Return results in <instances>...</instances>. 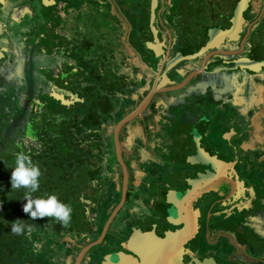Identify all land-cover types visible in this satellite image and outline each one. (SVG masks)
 <instances>
[{
  "label": "flooded vegetation",
  "instance_id": "1",
  "mask_svg": "<svg viewBox=\"0 0 264 264\" xmlns=\"http://www.w3.org/2000/svg\"><path fill=\"white\" fill-rule=\"evenodd\" d=\"M137 1L138 10L132 13L139 15L135 38L142 49L135 52L138 56L134 55L133 65L121 62L119 66L125 67V71L122 73L120 67L115 68V75H111L117 81V90L119 85L133 82L128 93L118 94L121 104L114 109L112 101L102 99L101 92L89 85L90 104L99 112L96 118L102 123H95L96 115L92 116V128H82L75 134L77 156L74 178L70 180L75 186L72 196H68L71 200L69 223L65 225L54 217L33 220L26 213L24 218L15 216L9 220L0 215V264H264V196L257 193L254 180H249L259 175L255 169L239 163L233 169L220 168L218 161L224 159L218 148L221 145L214 142L213 149L209 150L208 139L203 134L188 132L180 136L179 132L174 137L177 140L175 153L188 160L178 164L171 162L176 168L164 176V171L153 164L154 159L159 158L151 150L156 145V134L134 126L135 120L144 118V114L127 120L117 131L114 129L153 87L162 84L161 89L174 88L183 81L184 76L178 83L179 75L172 68L165 71L174 61L180 60L175 69L181 76L201 70L196 77H202L201 74H214L218 69L220 73L225 69L235 74L232 61L241 57L264 60V46L259 43L261 40L264 43V25H260L264 20V0L248 2L243 12L242 31L237 37L226 39L219 49L208 50L190 62L178 56L170 63L177 53L187 56L203 47L209 28H228L235 0H207L211 5L215 2L216 8L210 7L206 26L200 19H190L183 11L182 0ZM48 2L0 0V96L3 97L18 79L21 84L7 107L0 104L1 120L9 117L6 127L18 134L12 145L33 153L47 149L48 137L44 131L50 126V113L55 117L52 112L56 108L61 113L80 110L81 100L77 97L81 96L86 83L81 78L74 81L73 72L87 70L86 74L95 78L94 70L101 69L96 62L105 61V58L101 60V55L88 56L85 61L90 64L80 67V61L85 58L70 57L72 52H77L76 42L57 46L58 40L54 43L43 31L44 26L29 27L31 20L22 22L17 18L41 16V8L35 10V5H52L58 10L67 5L62 0ZM187 3L192 1L187 0ZM60 15L65 21L64 15ZM123 20L126 22L125 18ZM16 24L19 31L14 32ZM193 26H202V29L197 33ZM50 33L66 41L74 36L70 31L61 33L58 29ZM83 45L91 47L89 42ZM48 55L55 64L44 63ZM111 58L113 60L112 54ZM34 62L38 64L33 70ZM24 73L35 78L36 84H28ZM165 74L174 83L168 84ZM197 85L185 94L202 91L205 84ZM68 97L71 101L67 104ZM178 99L183 102L178 108L186 106L187 99ZM192 101L189 106L193 110L187 118L197 117L200 125L207 119L205 111L209 110V102L198 97ZM161 103L166 105V101L152 99L149 111ZM193 111L198 112L192 114ZM146 117L152 119L153 116ZM208 134L212 137L213 132L210 130ZM181 139L185 141L180 143ZM197 146L201 154L196 156ZM189 150L191 155H187ZM205 155L214 158L216 163L212 164L216 171L211 164L194 160H204ZM13 166L5 167L7 176L11 175ZM2 168L3 165L0 172L6 171ZM211 176V182L206 180ZM63 191L60 189L62 201ZM18 220L30 226V230L25 227L22 233H13L11 226ZM186 228L192 230L186 239H173V234Z\"/></svg>",
  "mask_w": 264,
  "mask_h": 264
},
{
  "label": "rangeland",
  "instance_id": "2",
  "mask_svg": "<svg viewBox=\"0 0 264 264\" xmlns=\"http://www.w3.org/2000/svg\"><path fill=\"white\" fill-rule=\"evenodd\" d=\"M177 1V0H176ZM192 3H187V0H182V8L183 11L187 12L190 15V19L197 20L199 19L204 23L208 24L209 16L210 15V7L212 9L216 8L215 2L213 5H211L210 2L207 0H191ZM137 0H62V3L67 4L66 7L61 8L60 10L53 8L52 5L50 6H41L35 5V10L41 8V16L33 17L26 15L24 17L17 16L18 19H22V22H29L30 24H27V26H32L33 24H40L41 26H44V32H47L49 34V38H52L51 40L55 43L56 40H58L57 46H63L67 45L68 42H76L77 45V52H72L70 55L71 58L76 57L77 55H80V57L85 58L84 60L80 61V67H86L87 64H90V62L85 61L88 56H100L101 60L105 58V61H97L96 66H99L101 69H96L94 72H103V73H95L96 77H91L90 74H86L85 70H79V73L73 72L74 76L73 80L75 81L76 78H81L83 82L86 84L85 87L83 85V88L86 89L89 87L90 83H92V86L96 90H103L101 92L102 99H108L109 101H112L111 105L115 109V107L119 106L121 104V98L120 95L121 92H126L129 90V88L132 85V81L127 84L126 86H120L117 90V84L114 76L115 75V68H119V63L124 62L127 66L134 64V55L138 56V53L141 50V43L137 41L136 36V28L137 22L136 18L139 17V15L135 12L132 13V10H138L137 8ZM185 6H184V5ZM76 5V6H75ZM178 5L179 2H178ZM77 11H76V9ZM181 8V9H182ZM64 15V20L62 19V15ZM208 14V15H207ZM128 20L127 21V18ZM42 19L40 22L38 20L40 18ZM141 17L143 15L141 14ZM140 17V18H141ZM39 18V19H38ZM125 18L126 22L123 20ZM147 18V17H146ZM38 19V20H37ZM123 20V21H122ZM45 24H51L52 26H46ZM25 25V24H24ZM260 25H264V20L260 22ZM19 25H15L13 28L14 32H17V29L19 31ZM195 32H200L202 29V26H193ZM59 30L61 33H66L70 31L72 34L74 33V36L70 40H64L62 37L58 36V34L50 33L53 30ZM24 30V28H22ZM21 30V31H22ZM47 42V41H46ZM64 42V43H63ZM91 44V47L84 48L83 44L87 43ZM53 43V44H54ZM55 45V44H54ZM108 51V52H107ZM112 52V53H111ZM111 54L113 55V60L111 58ZM98 57H96L97 60ZM139 59V57H138ZM54 62V63H53ZM140 62V59H139ZM45 64H55V61H52L50 58V55H48L45 59ZM36 64L38 62H34L31 65V68L34 70L36 67ZM122 73L125 71V67H120ZM111 69V70H110ZM112 72L113 74H111ZM25 74V73H24ZM26 78L24 76V79L28 84H36V79L33 78L30 74H25ZM123 78V77H122ZM20 81L19 79L11 84L9 89L6 91V94L0 96V104L7 107L12 99V97H15L16 92L20 90ZM109 85V87H107ZM81 89V88H80ZM116 92V93H115ZM120 93V95H118ZM179 93V92H178ZM178 93L168 94L169 96H166V98L174 97ZM205 93V92H204ZM116 94V95H115ZM179 95V94H178ZM203 94L200 93H194L191 96H187L186 101L184 104L186 106H181L180 108H172L167 105L159 104L155 112L158 114L160 118H158L157 121L153 122V126L151 127L150 131L153 135L156 134V145L155 147L151 148L154 153L159 156V158L154 159L153 164L159 167L161 170H163V175H167L168 173L172 172L176 165L172 164L171 162H187L186 159L183 156L180 158L175 152L176 150V142L175 136L179 133L180 136L182 135L183 131H186L187 128L190 126L188 122H185L190 116V112L193 110V107L189 106L191 104L194 98L202 97ZM205 95V94H204ZM41 96V94H39ZM124 96V95H123ZM165 96V95H164ZM2 97V98H1ZM204 97V96H203ZM211 98L216 99L215 95L208 93V109L207 113L210 117V120H207L204 125H208L213 123L212 118L214 117L215 113H219L221 108L219 107H213L211 103ZM78 101L79 97H77ZM18 100V99H16ZM19 101V100H18ZM71 101V97H68L65 100V103H69ZM17 102V101H16ZM164 104V103H163ZM112 109V111H114ZM1 112V110H0ZM1 114V113H0ZM107 115H105L106 117ZM3 116L0 115V166L3 165L4 168L0 172V178L2 176H6L4 179H0V181H3L5 179H9L7 168L9 165L15 166L16 157L20 153L29 154L34 151H27L26 149L22 148H15V146L12 145L13 138L17 137V133H13L11 130L6 127L9 123L10 118H6L5 120H1ZM176 119H181L183 122H179ZM174 120V121H173ZM171 121L172 124H171ZM178 125L176 127L175 124ZM53 136L55 135L53 133V130L51 129ZM32 134V133H30ZM51 133L47 130L44 131V135L49 137ZM61 132L59 131V137H61ZM221 136H224L221 134ZM188 142L190 141L188 138L186 139ZM106 141V139H105ZM184 139H181L180 143L184 142ZM192 141V139H191ZM9 143L12 145H9ZM33 145L39 148L38 145L33 142ZM2 149V151H1ZM19 150H22V152H18ZM14 152V153H12ZM186 154L184 153V156ZM187 155H191V150L188 151ZM145 163V162H144ZM149 162H146L148 164ZM170 163V164H169ZM144 164V165H146ZM151 164V162L149 163ZM13 166V167H14ZM73 173V172H71ZM46 178L47 179H55L57 175H61L59 170L53 171L52 168H48V170H45ZM161 175V177L163 176ZM151 178V177H148ZM55 185V184H54ZM61 201V198H58ZM261 204V203H260ZM259 204V205H260ZM69 205V204H67ZM70 206V205H69ZM261 207V206H260ZM264 212V210L262 211ZM47 252V251H45Z\"/></svg>",
  "mask_w": 264,
  "mask_h": 264
},
{
  "label": "crops",
  "instance_id": "3",
  "mask_svg": "<svg viewBox=\"0 0 264 264\" xmlns=\"http://www.w3.org/2000/svg\"><path fill=\"white\" fill-rule=\"evenodd\" d=\"M48 1L49 4L53 2V0ZM219 70H216L214 74L212 72L209 75L201 74L202 77H196V73L201 70L192 72L189 75H186L187 73L185 72L182 76H178V83L182 81L183 76L184 79L174 88L161 89L158 86L154 87V90L151 89L146 93L141 99L142 101L128 113V115L134 113L129 119L132 121L138 115L144 114V118L135 120L134 126L139 127L143 131H150L153 122L160 118L155 112L156 107L149 111L152 99L156 102L166 101L165 104L167 106L176 109L180 103H183L178 98L186 99L188 96V94H185L186 90L192 92V88L198 86L197 84H200V82H204L205 85L202 91H195V93L203 94L202 97L198 96V98L205 100L208 98V93L215 95L216 99L211 98L212 106L220 107L221 110L218 114H214L213 123L208 125L204 124L207 120H210L209 115H207L206 120L200 122L202 126L197 123V117L188 118L189 120L187 119L185 122H188L190 126L182 133L203 134L202 136L206 137V140L208 139L206 142L209 150L213 149V143L217 142L218 145H221L218 148L224 156L223 160H219L235 161L236 157V163L242 161V163H239L240 165H250L259 175L255 174L257 178L251 177L249 180L250 182L254 180L257 186V193L264 196V193H262L264 192V74H249L238 70L234 74V72L225 69L220 73ZM173 93H178L179 95L176 94L174 97L166 98V96H169L168 94ZM195 112L198 111H193L192 114H195ZM146 115H152L153 117L152 119L151 117L147 118ZM176 120L183 122L181 119ZM126 121L124 122L125 124L128 123ZM123 124L120 127L125 125ZM173 124L176 125V123ZM210 130L211 133L213 132L212 137L208 134ZM228 131L229 133L227 134L226 132ZM221 134L224 136H221ZM223 137H226L229 142ZM189 140L191 143V138ZM220 166V168L226 167L225 164H220ZM259 178L262 180L260 181L261 183L258 181Z\"/></svg>",
  "mask_w": 264,
  "mask_h": 264
},
{
  "label": "trees",
  "instance_id": "4",
  "mask_svg": "<svg viewBox=\"0 0 264 264\" xmlns=\"http://www.w3.org/2000/svg\"><path fill=\"white\" fill-rule=\"evenodd\" d=\"M259 43L260 46H264L262 40L261 42L259 41ZM98 72L101 73L100 71ZM91 85L92 83H90V86ZM90 91L91 89L89 87L82 91L81 96L79 97L81 99L79 111L75 110L61 113L56 111L58 110V108H56L55 111L52 112L55 117H52L50 113V126L48 127V131L51 134L47 140V149L42 153H33V155L31 153L29 156L32 162L39 167L41 173L38 178L40 185L39 191L33 193V197H47L48 195L54 194L59 198V195L61 194L60 189H64L61 195L64 201L61 200V202L67 205L71 201L68 196H72L75 184L70 182V180L74 178V163L76 162L77 156L75 149V134L81 131L82 128H92L90 122L92 116L96 115L95 123H102V121L99 122L96 118L97 115H99V112H97V109L90 104ZM102 91L97 90V92ZM79 117L81 119H79ZM51 129L55 134L54 136ZM59 131L62 134L61 137H59ZM48 168H52L53 171L56 172L59 170L61 175H57L53 180L47 179L45 170H48ZM62 179L64 180L61 181ZM7 180L8 179H5V181ZM25 191L27 190L23 188L19 190L11 189V175H9V180L7 182H0V215L3 218L5 217L8 220L15 216L19 219L24 218L25 213L23 211V205L26 202L24 200ZM20 213H23V215ZM0 236H2L1 233Z\"/></svg>",
  "mask_w": 264,
  "mask_h": 264
},
{
  "label": "water",
  "instance_id": "5",
  "mask_svg": "<svg viewBox=\"0 0 264 264\" xmlns=\"http://www.w3.org/2000/svg\"><path fill=\"white\" fill-rule=\"evenodd\" d=\"M249 1L250 0H235V5H234L233 11H232V15H231L230 20H229L230 26L228 28H226V29H220L219 27L209 28L207 30V38L208 39H207L206 44L203 47H201L196 53L191 54V55H187V56H182L181 53H177L175 55V57L172 58L169 61V63L174 61L178 56H181L183 59H185V60L190 62L191 60L196 59L197 57L204 55V53H206V51H208V50L219 49L221 44L226 39L227 40H232L235 37H237L242 31V26H243L244 21H245L244 17H243V12H244L245 8L247 7ZM179 62H180V60L174 61L172 65L168 64L169 65L168 69H165V71L167 72L168 70H170L172 68L177 75L181 76L180 73L178 72V70L175 69L176 65ZM232 62L234 63V66H235L234 69L235 70L243 71L245 73L247 72V73H253V74H257V73L264 74V60H254V59H249V58H246V57H241V58H239V59H237L235 61H232ZM226 64H227V62H226ZM164 76L167 78V81H168L167 83L168 84L169 83H174L172 80H170L168 78V76L166 74ZM161 85L162 84H159L158 88H160ZM152 89L154 90V87ZM133 114L134 113L129 114V116H127L126 118L122 119L115 126V128H114L115 131H117L120 128V126L126 120H128ZM226 133L228 134L229 131L226 132ZM223 138L227 142H229L226 137H223ZM233 150H235V149L233 148ZM199 154H201V152H200L199 146H197V150L195 152V155L197 156ZM205 156H206V158L204 160L197 159V158H195L194 160H197L198 162H203V163H206V164H211L212 165L211 166L212 170L216 171L215 167L212 164V163H216L214 158H212L210 156L208 157L207 155H205ZM236 162H237L236 157H235V161L234 160H229V161L219 160L218 161V163H220V164H225L226 165L225 168H232V169H233L234 165L236 164ZM238 162L242 163V161H238ZM212 178H213V176H211L210 178H208L206 180L211 182ZM191 231L192 230L189 229V228L183 229V230L177 232L176 234H173V236L175 237L173 239L182 241V240L186 239L191 234Z\"/></svg>",
  "mask_w": 264,
  "mask_h": 264
},
{
  "label": "clouds",
  "instance_id": "6",
  "mask_svg": "<svg viewBox=\"0 0 264 264\" xmlns=\"http://www.w3.org/2000/svg\"><path fill=\"white\" fill-rule=\"evenodd\" d=\"M40 169L36 166L29 155L20 153L16 157L15 166L11 171V189H26L24 193L23 205L24 213L28 214L33 220L36 218L54 217L59 222L67 225L70 221L71 207L61 202L56 195L47 197H33V193L39 191ZM26 226L19 220L12 224L13 233H22Z\"/></svg>",
  "mask_w": 264,
  "mask_h": 264
}]
</instances>
